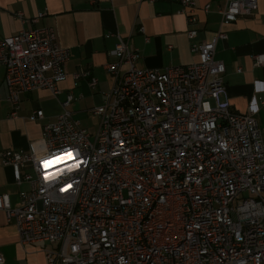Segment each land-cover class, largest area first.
Listing matches in <instances>:
<instances>
[{
    "label": "built area",
    "instance_id": "2783aa9c",
    "mask_svg": "<svg viewBox=\"0 0 264 264\" xmlns=\"http://www.w3.org/2000/svg\"><path fill=\"white\" fill-rule=\"evenodd\" d=\"M177 1L192 21L195 0ZM222 2L221 26L257 10V0ZM114 36L115 62L104 66L114 83L91 111L98 118L93 139L67 109L75 100L70 92L56 121L42 127L44 154H1L16 184L30 185L16 208L0 194L6 222L22 245H53L44 264H264V131L252 111L233 112L226 97L225 67L215 59L226 34L191 44L193 64L154 70L137 68L129 39ZM195 36L187 32L189 40ZM68 58L53 28L0 39L8 119H43L41 110L19 117V96L45 90L58 98ZM254 65L264 66V54ZM67 152L75 157L67 165L42 167ZM29 164L33 178L22 174Z\"/></svg>",
    "mask_w": 264,
    "mask_h": 264
},
{
    "label": "crops",
    "instance_id": "0c3cea01",
    "mask_svg": "<svg viewBox=\"0 0 264 264\" xmlns=\"http://www.w3.org/2000/svg\"><path fill=\"white\" fill-rule=\"evenodd\" d=\"M195 3L193 20L189 22L190 15L177 0H0V39L24 29L53 28L57 43L69 53L64 64L66 79L59 84L58 98L45 90L19 96V117L27 118L37 110L43 112V119L35 122L8 119L11 105L7 101L5 70L0 65V156L14 150L33 157L44 154L42 127L56 121L62 112L60 104L70 92L75 97L67 108L72 118L86 131L95 126L97 131L98 118L91 111L102 105L114 83L104 69L115 62L110 54L116 44L114 35L129 39L139 55L137 68L154 70L193 64L196 57L190 52L191 44L206 42L218 31L224 32L227 37L217 42L215 59L225 67L226 97L233 112L252 111L264 131V104H260L264 102V66L254 65V57L264 54V0H257L253 15L222 26V0ZM17 13H22L21 20L16 19ZM39 13L44 16L31 24L30 19ZM188 31L196 32L194 39H188ZM107 34L112 36L105 37ZM79 71L89 76L74 80L72 75ZM91 78L97 81L94 88L89 86ZM22 174L33 178L32 166L27 165ZM29 188L27 182L16 184L11 167L2 165L0 159V194L9 196L11 207L19 206L20 193ZM52 248L48 243L22 245L14 225L7 223L0 211L3 264H44L45 250Z\"/></svg>",
    "mask_w": 264,
    "mask_h": 264
},
{
    "label": "snow or ice",
    "instance_id": "6c2138e0",
    "mask_svg": "<svg viewBox=\"0 0 264 264\" xmlns=\"http://www.w3.org/2000/svg\"><path fill=\"white\" fill-rule=\"evenodd\" d=\"M73 159H75L73 153L67 152V153H65L59 157L44 160L42 162V167L45 169V171H47L49 168L56 166L58 163H63L65 161L73 160ZM79 166H80L79 163L74 164L72 168L68 169V171H72L74 168H78ZM54 175H58V173L54 174ZM49 178L50 177H48V176L45 177V179H49ZM69 187H71V186L69 185ZM62 190H64V189H62Z\"/></svg>",
    "mask_w": 264,
    "mask_h": 264
},
{
    "label": "bare ground",
    "instance_id": "6f19581e",
    "mask_svg": "<svg viewBox=\"0 0 264 264\" xmlns=\"http://www.w3.org/2000/svg\"><path fill=\"white\" fill-rule=\"evenodd\" d=\"M67 164H68V163H67ZM67 164H66V163H58L56 166L51 167V168H49L48 170H49V171H54V170H57V169L61 168L62 166L67 165Z\"/></svg>",
    "mask_w": 264,
    "mask_h": 264
},
{
    "label": "rangeland",
    "instance_id": "374dc122",
    "mask_svg": "<svg viewBox=\"0 0 264 264\" xmlns=\"http://www.w3.org/2000/svg\"><path fill=\"white\" fill-rule=\"evenodd\" d=\"M88 129V133L90 134V136H91V140L93 139V136L95 135V132H96V126L95 127H89V128H87Z\"/></svg>",
    "mask_w": 264,
    "mask_h": 264
}]
</instances>
